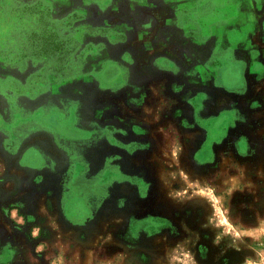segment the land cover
I'll return each mask as SVG.
<instances>
[{"label":"rangeland","instance_id":"obj_1","mask_svg":"<svg viewBox=\"0 0 264 264\" xmlns=\"http://www.w3.org/2000/svg\"><path fill=\"white\" fill-rule=\"evenodd\" d=\"M258 3L264 0H0V261L52 264L63 250V264H101L120 254L122 264H185V252L193 264H258L264 253ZM222 15L240 19L235 39L232 27L211 31ZM106 50L109 56L85 73L89 58ZM158 50L192 54L193 79L203 73L207 89L143 85L137 97L133 85L128 93L126 85L99 81L122 54L136 63L142 52V73L153 81ZM168 64L153 62L157 73ZM227 69L236 78L225 77ZM201 92L209 99L208 132L198 128L186 138L180 119L195 130ZM54 118L74 122L73 140L55 133ZM32 145L41 152L24 159ZM206 189L211 196L199 194Z\"/></svg>","mask_w":264,"mask_h":264},{"label":"crops","instance_id":"obj_2","mask_svg":"<svg viewBox=\"0 0 264 264\" xmlns=\"http://www.w3.org/2000/svg\"><path fill=\"white\" fill-rule=\"evenodd\" d=\"M262 5H264V3L263 4H260V3L257 4L258 7H261ZM261 8H263V7H261ZM219 17H220L219 20L212 25L211 31L214 32V34H216V35H219V34L221 35V34H223V30H226V29L232 27L233 30L230 32H233L232 33L233 35H230V36L233 39H235V36H234L235 33L234 32L236 30V26L241 24L240 19H236L234 17L231 18L230 16H225V15H222ZM185 23H186V21L183 22V24H185ZM207 30H208V28H207ZM142 31L151 33L150 30H148L146 28H143ZM252 42H253V40H252V37L250 36L245 40V43H243V44L245 46L246 44H250ZM124 48L126 50L127 47H124ZM137 52L139 53V51H137ZM108 53H109V51L106 50L105 55L98 54V55L90 57L88 60V64H86L84 66L85 73L93 71V69L99 65L98 62L101 61V58L103 59L104 56H109ZM122 55H123L122 61L120 62L119 65L121 66V69L127 75L126 76V83L124 85H126V87H127L126 91H128V93H129V90H128L129 86H127V85H133L132 90H130L131 91L130 93H132L134 96H137V97L141 96L143 89L145 91V86H143V85H161V84H163V85H204L203 87L201 86L199 89L202 91H204V89H207V85H205V82L203 81V77H202L204 75L203 73H201V77L199 78V80L197 79V76H196L195 80L193 79L194 78L193 77V66H192L191 62L190 63L188 62V60L190 58H192V54L186 53V51L179 50V51H176L174 53H172L171 51H169V53H165L164 51L158 50V52H156V55L154 56L155 59H153L150 62L152 64V67H153V71L151 72L153 75L152 76L153 81H151V82L147 81V76L145 75V73H142V69H144V67H145V61H144L145 54L143 52L139 56V60L136 63H134L131 60L130 54L126 53V54H122ZM180 58H183V59L181 60ZM104 61H106V60H104ZM158 61H161L162 63H169L168 66H164V67L160 68L159 73H157V69L153 66V62L155 63V66H156V64H158ZM177 64H180V65L178 66ZM207 73H208V71H207ZM196 74H198V71H196ZM140 85H142V86H140ZM196 100L201 101V104H200L198 110L196 111L197 119L200 120L201 122L203 120L207 121L209 118V107H208L209 99L205 98V94L203 92H201L198 95V97H196ZM189 101H192V99ZM188 103H189L190 107H192L191 102H188L187 100L183 99V104L185 106H187ZM137 104L140 106L139 100L137 101ZM190 113H191V111H190ZM191 119H192V117H191ZM181 121L184 124L182 126H181ZM110 122L112 124H117L116 122L113 123V121L111 119H110ZM180 126L182 127V130H183V132H182L183 136H185L186 138H192V134H194V131H196V129L193 130L192 128H189V127H191V124L189 125V127H187L188 122L186 121V119H184V117H182L180 119ZM137 127H138V129L139 128L141 129V127H139V126H137ZM197 127H199V126H197ZM123 128L128 129L129 127H123ZM155 138H156V136H155ZM36 148L37 147L35 145H32L27 150V152L30 149H36ZM0 236H1V232H0ZM0 243H1V238H0ZM8 248L9 247H7V249ZM2 259L6 262V260L4 258H2ZM0 262H1L0 264H5V262L3 263V261H0Z\"/></svg>","mask_w":264,"mask_h":264},{"label":"flooded vegetation","instance_id":"obj_3","mask_svg":"<svg viewBox=\"0 0 264 264\" xmlns=\"http://www.w3.org/2000/svg\"><path fill=\"white\" fill-rule=\"evenodd\" d=\"M227 74L225 75V77H228V78H236V74L232 71V70H229L227 69ZM126 73L121 69V66L118 64V63H112V64H108L106 65L100 75H99V81L101 82L102 85H105L106 87H110V88H113L115 87V85H124L126 83ZM238 77V75H237ZM190 100V99H189ZM190 102V101H189ZM191 104H192V101H191ZM192 117V112H191V116L190 118ZM51 120V119H50ZM52 120H55L54 122L57 123V131L55 132L59 137L63 138V139H71L73 140L74 139V132H76L78 129L76 128V126L74 125V122L70 119H59V118H54ZM192 121V119H191ZM198 122L197 126L199 127H196L195 129H200V130H203V129H206V131L208 132V127H209V118L207 121H200V120H196ZM51 124V123H50ZM44 125H48V122ZM52 125V124H51ZM139 130V129H138ZM68 133H71L73 134L72 135H69ZM208 137V136H206ZM76 139V138H75ZM33 148V147H32ZM38 152H41L39 151L38 147L36 149H30L24 159H26L27 157H34V156H37ZM26 165H32V164H26Z\"/></svg>","mask_w":264,"mask_h":264},{"label":"clouds","instance_id":"obj_4","mask_svg":"<svg viewBox=\"0 0 264 264\" xmlns=\"http://www.w3.org/2000/svg\"><path fill=\"white\" fill-rule=\"evenodd\" d=\"M178 153H179V146H176V147H174V149L172 151L173 157H175ZM233 185H234V187L236 186L235 180L233 181ZM209 193L212 195V189L201 190V192L199 194L202 196H209ZM41 211H43V210H41ZM11 217H12V219L16 220L18 217V212L16 210H13L11 213ZM17 222L23 223L22 219L17 220ZM260 231H264V224H262ZM38 235H39V229L38 228L34 229L32 232L33 238H37ZM240 235L252 236L253 233L252 232H244V233H241ZM43 250H44V245H40L37 248V252H41ZM258 255L260 257L258 264H264V253H259ZM171 259L173 261H175L176 258H175V256H173ZM123 260H124V256H123V254H120L115 258V260L104 261V262H101V264H122ZM184 262H185V264H193L190 253H187V252L184 253ZM52 264H63V250L61 251V256L54 259L52 261ZM246 264H257V261H253V260L249 259L246 261Z\"/></svg>","mask_w":264,"mask_h":264},{"label":"snow or ice","instance_id":"obj_5","mask_svg":"<svg viewBox=\"0 0 264 264\" xmlns=\"http://www.w3.org/2000/svg\"><path fill=\"white\" fill-rule=\"evenodd\" d=\"M211 194L209 193V196H210ZM221 223H224V224H226L227 223V221L226 220H221Z\"/></svg>","mask_w":264,"mask_h":264},{"label":"trees","instance_id":"obj_6","mask_svg":"<svg viewBox=\"0 0 264 264\" xmlns=\"http://www.w3.org/2000/svg\"><path fill=\"white\" fill-rule=\"evenodd\" d=\"M226 84L231 85V83H226ZM235 84H236V83H235Z\"/></svg>","mask_w":264,"mask_h":264}]
</instances>
